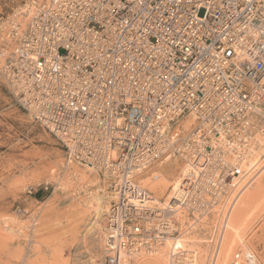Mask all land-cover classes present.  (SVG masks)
Masks as SVG:
<instances>
[{
    "label": "built area",
    "instance_id": "built-area-1",
    "mask_svg": "<svg viewBox=\"0 0 264 264\" xmlns=\"http://www.w3.org/2000/svg\"><path fill=\"white\" fill-rule=\"evenodd\" d=\"M9 26L0 72L18 105L119 196L104 264H133L182 236L180 212L197 224L217 208L224 233L237 179L250 184L264 169V0H43ZM192 114L194 128L172 134ZM175 157L182 181L154 208L137 180H156ZM196 258L189 249L169 264Z\"/></svg>",
    "mask_w": 264,
    "mask_h": 264
},
{
    "label": "rangeland",
    "instance_id": "rangeland-1",
    "mask_svg": "<svg viewBox=\"0 0 264 264\" xmlns=\"http://www.w3.org/2000/svg\"><path fill=\"white\" fill-rule=\"evenodd\" d=\"M42 1L0 0L1 36L7 37L9 23L19 9L29 10ZM15 40L12 39L11 47L15 46ZM183 120L177 125L179 129ZM193 125L194 122L179 130L180 136L186 135ZM170 159L175 161L174 169L163 172L175 181L184 163L176 157ZM263 178L264 172L239 197L230 223L247 194ZM111 182L108 175L87 165L68 162L57 139L18 105L0 72V264H104L107 211L117 196ZM99 195L105 206L96 225L100 227L97 234L90 235L87 229L95 220L97 206L93 202ZM183 215L182 222L187 224H183L184 233L180 237H192L196 244L185 243L181 250L198 252L203 231V264H214L221 241L219 210L215 209L197 224L192 223L187 213ZM161 250L149 253L142 249L133 264L153 262ZM216 254V264H264V197L247 208L230 248L223 251L221 247ZM245 255L250 259L248 262Z\"/></svg>",
    "mask_w": 264,
    "mask_h": 264
},
{
    "label": "bare ground",
    "instance_id": "bare-ground-1",
    "mask_svg": "<svg viewBox=\"0 0 264 264\" xmlns=\"http://www.w3.org/2000/svg\"><path fill=\"white\" fill-rule=\"evenodd\" d=\"M36 7H37V4H33L29 8L28 13H30V16L33 14V11H34V9ZM195 120H196V117L193 114L187 116L186 118H184V120L182 122V127L180 129L178 127V129H176L175 132H172V134H175L176 136H180L179 130H182L183 128H186L189 125L191 126V124L194 122V125L189 130V131H191L194 128V126H195ZM176 136H174V137H176ZM257 141H258V144L260 145L259 149L261 151V152L257 153V159H263V156H264V137H257ZM170 160H171L170 158H167V159L164 160V162L158 164V167H159L160 171L158 173L159 177L156 180H154L152 177H148V176H142V177H140L137 180V184L139 185V187L146 188L151 193V197H150L151 199L149 201H147V202H149L150 205L152 207H154V208L158 207V209H159L160 207H163L164 205H166L167 202L169 201V199L171 197H173L174 194L176 195V191H177V189L179 187L180 182L182 181L183 172L185 170L184 166L180 167V169L178 171L179 175L176 177L175 181H172V180L168 179L166 177V175L164 174L163 171L167 172V171H170V170L172 171V169H174L173 167H174L175 161L174 162H170ZM166 166H168L167 169H166ZM73 172L76 173V171H73ZM263 172H264V169L263 170L261 169L259 175L252 181V183L260 175H262ZM239 181L237 179V183H238L237 186H239V188L241 187V189L243 188L242 192L239 195V197H240V196H242V193H244V191H246V189L252 183H250V184L247 183L246 184V180L242 181L241 183H239ZM239 197H238V199H239ZM263 197H264V178L257 184V186L252 191H250L247 194V196L245 197V199L243 201V204L241 205V207H239L237 213L235 214V218L230 223V220H231L230 217L232 215L231 212L233 211L235 205L237 204L238 199L234 203L233 209H231V211H230V217L228 219L227 226H226V228L224 230V233L221 232L222 234L221 233L219 234V239L221 241L220 242L218 241L219 245H218V250H216V253H220L221 247H223V251L228 250L230 248L231 243L233 242V239L235 238V234H238V228L240 227V224L243 221V218H244V216L246 214L247 208L251 204H253L254 202L260 200ZM228 199L229 198H227L224 201V203H226L228 201ZM115 201H116V203L119 201V196L118 195L115 197ZM94 203L97 204V206L94 209V211H95V220L92 221V226L87 229V233L89 231L91 232L90 235L91 234H94V235L97 234V230H99V228H100V227L98 228L96 225L99 223V220L101 218L102 212L104 210L105 200H104V198L102 196L99 195V196H97L95 198V201L93 202V204ZM230 204H231V202L229 201V206H230ZM229 208L230 207H227V206L225 207V209H227V210ZM213 211H214V209H213ZM111 212H113V210H111V207H108L107 213L109 214ZM182 214H183L182 212H180V214H179V222H180L181 226H183V224L186 223V222H184V223L182 222L183 220L180 217ZM106 219H107V217H106ZM94 227H95V229H93ZM105 227H106V225H105ZM91 229H93V231H91ZM103 236H104L103 240H105V238H106L105 228H104V235ZM94 238H96V237H94ZM199 239L201 240L199 242V244H200L199 248L200 249L198 251L199 252V262H197L198 258H196V264H203V231H201ZM194 242H195V240L192 237L191 238L177 237L174 240H169L164 245L159 247V248H161L163 250H161V253H159L157 256H155L153 262L152 261L149 262V261H145L144 260V261L139 262V264H166L167 261H168V264H169L170 258H171L172 255L174 256L175 254H181V252L184 251V250H181V246H183L185 243H191L192 244ZM194 244H196V243H194ZM159 251L157 250L156 253L159 252ZM187 251H189V250H187ZM198 252L196 251L197 254H198ZM141 253L142 252L140 251L139 254H141ZM216 253H215L216 256L214 258L215 259L214 264L217 263V259H218V254H216Z\"/></svg>",
    "mask_w": 264,
    "mask_h": 264
}]
</instances>
